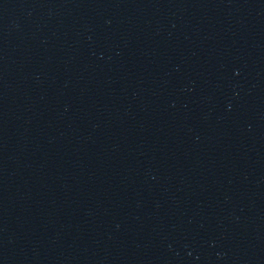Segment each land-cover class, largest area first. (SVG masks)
<instances>
[{"label": "water", "instance_id": "obj_1", "mask_svg": "<svg viewBox=\"0 0 264 264\" xmlns=\"http://www.w3.org/2000/svg\"><path fill=\"white\" fill-rule=\"evenodd\" d=\"M0 264H264V0H0Z\"/></svg>", "mask_w": 264, "mask_h": 264}]
</instances>
